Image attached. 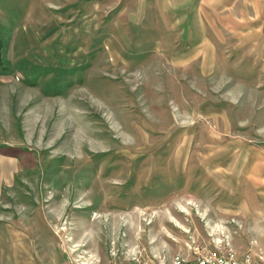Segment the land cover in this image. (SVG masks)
Wrapping results in <instances>:
<instances>
[{"label":"rangeland","instance_id":"obj_1","mask_svg":"<svg viewBox=\"0 0 264 264\" xmlns=\"http://www.w3.org/2000/svg\"><path fill=\"white\" fill-rule=\"evenodd\" d=\"M261 105L264 0H0V264L231 244L205 154Z\"/></svg>","mask_w":264,"mask_h":264},{"label":"crops","instance_id":"obj_2","mask_svg":"<svg viewBox=\"0 0 264 264\" xmlns=\"http://www.w3.org/2000/svg\"><path fill=\"white\" fill-rule=\"evenodd\" d=\"M205 44L199 41L195 45ZM258 112L260 121L248 125L245 134L215 138L205 158L213 159L216 176H228V185L223 186L228 201L217 202L216 209L233 224L231 248L238 255L251 250L264 257V105Z\"/></svg>","mask_w":264,"mask_h":264},{"label":"built area","instance_id":"obj_3","mask_svg":"<svg viewBox=\"0 0 264 264\" xmlns=\"http://www.w3.org/2000/svg\"><path fill=\"white\" fill-rule=\"evenodd\" d=\"M190 252L177 253L168 262L158 261L155 257L132 256L129 264H262L264 262V257L251 250L238 255L228 241L215 242L212 250Z\"/></svg>","mask_w":264,"mask_h":264}]
</instances>
